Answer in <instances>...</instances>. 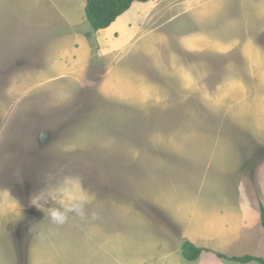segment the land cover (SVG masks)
<instances>
[{"label":"rangeland","instance_id":"374dc122","mask_svg":"<svg viewBox=\"0 0 264 264\" xmlns=\"http://www.w3.org/2000/svg\"><path fill=\"white\" fill-rule=\"evenodd\" d=\"M52 1L0 0V189L15 195L23 222L14 264H31L26 248L33 244V229L42 254L36 264H241L215 253L264 259L261 222L255 228L246 223L236 227L239 237L232 243L218 242L191 225L186 212H193L200 199L192 195L197 190H190L196 182L190 175L183 178L185 167L175 165L174 172H167L166 157L157 165L152 148L156 142L175 143L180 153L188 141L203 138L241 145V205L258 211L264 201V34L257 38L260 31L253 27L252 38L259 42L261 54L254 55L253 63L241 58L238 70L254 84L245 79L243 87L219 86L224 78L217 69L220 64L211 62L208 71L196 69L194 78L193 71H183L190 75L184 82L180 76L179 82L166 81L171 84L163 78L158 97L155 87L139 86L141 80H135L146 62H152L143 58V48L118 52L111 48L116 43L100 42L91 33L86 55L77 59L71 49L77 48V35L90 30L88 23L74 10L76 22H68L72 29L69 25L63 29L67 24L59 22L58 6ZM59 7L71 11L73 6ZM68 14L72 19V11ZM242 15L253 18L255 10L244 8ZM66 44L71 56L63 51ZM239 55L228 59L238 60ZM107 72L111 74L105 76ZM124 73L118 94L125 93L126 98L115 100L111 98L115 76ZM129 73L134 74L132 79ZM187 112L191 117L208 116L209 126L210 120L218 125L224 120L227 130L191 135L184 128L191 120ZM66 175L81 178L95 199L86 207L85 219L72 215L58 227L30 206V198ZM217 179L220 185V173ZM193 238L210 254L187 262L180 250Z\"/></svg>","mask_w":264,"mask_h":264},{"label":"crops","instance_id":"0c3cea01","mask_svg":"<svg viewBox=\"0 0 264 264\" xmlns=\"http://www.w3.org/2000/svg\"><path fill=\"white\" fill-rule=\"evenodd\" d=\"M66 3L67 6H73L71 7L72 19L68 14V12L71 13L70 9L61 10L59 7V5ZM50 4L53 7L58 6L55 9L58 10L57 13L61 16L59 22L67 24L64 26L66 28L61 26L60 29L66 30L69 25L68 22L74 23L73 16L76 13L74 10L78 11V19H85L86 0H53ZM244 8H254V17L244 18V15H242ZM85 22H87L86 19ZM253 27L260 31L257 38L260 37L261 33L264 34V0H150L146 3H133L131 8L109 28L92 33L100 42L116 43L112 44L111 48L115 49L117 47L118 52L126 51L134 46L143 48L145 53L140 49L142 55L146 54L143 55V58H148L152 62H146L139 75L135 76V80H141L139 86L155 87L154 89L159 97L161 91L159 89L167 80L174 79L179 82L180 76V79L184 82V79L189 78L190 75H184L183 71L189 70L193 71L191 74L194 78L196 69L208 71L211 69V62L220 64L217 69L224 78L217 83L219 86L241 85L243 87L247 84L245 79L249 84H254L253 78L250 79L249 75L239 74L238 71L242 68L241 58L245 61L251 60L253 63L254 55L261 54L262 50L259 42L255 44L252 38ZM70 28L72 29V26ZM88 32H91V28ZM67 37L65 36L66 43ZM87 40L86 35H77V48L71 49L77 59L86 55ZM63 48V51L71 56V50H69L67 44ZM238 53L240 54L238 60L228 59L229 55L238 56ZM184 56L189 59L187 62L184 60ZM145 68L149 69V73H142ZM115 69L113 67V70ZM229 70L237 72L231 74ZM168 71L169 74H167ZM109 74L111 72H107L105 76ZM257 74L252 72V76ZM126 75L124 73V75L115 76L114 93H112L111 98L115 100L126 98L125 93L118 94V92H122L119 91V86L125 82ZM209 75L207 76L209 77ZM158 76L159 80L156 82ZM133 77L134 74L129 73V78L132 79ZM163 78H165L164 83H162ZM166 83L171 84V82ZM158 99L163 101L162 97ZM218 100L220 99L218 98ZM187 114V117L191 120L190 124L184 128L191 135H204L210 129L216 134L217 131L219 133L227 128L224 127V125L227 126L224 120L220 121V126L217 122L214 123L210 120L211 126H209L208 116L193 117L192 115L191 117L188 112ZM201 123L204 124V127H201ZM152 145V148L156 151L155 160L157 165L162 157H166L170 162L167 172H174L176 168L174 170L172 168L175 165L176 167H185L186 175L183 178L185 179L190 175L191 180L196 182V185L190 190L191 192L197 190L192 195L200 199L197 200L193 212H186L189 217L188 222L191 225L195 223V226L204 235L218 239V242L223 240L227 243H232L233 240L239 237L236 227L242 226L244 228L245 223L249 224L250 227H257V224L260 223L259 206L260 204L264 205V201L259 203L258 211L249 207V209H244L241 205L243 195L241 187H243L242 183L244 181L241 170L244 150L241 145L238 144L237 147L234 144L235 147H232V145H228L219 138L214 140L213 143H209L203 138V140L195 143L188 141L186 150L181 148L180 153L179 145L175 143L160 145L156 142ZM228 147L231 151L229 153H227ZM147 148L149 149L148 146ZM161 150H164L163 154L160 152ZM226 158V163L220 165ZM227 162L230 163V166L226 167ZM218 173L223 177L220 185L217 179ZM170 176L173 177L172 179L177 178L176 175ZM262 197L264 198V187ZM21 215L19 202L15 195L9 190L0 189V264H14L15 259L18 258L20 228L23 227ZM181 220L184 221L185 218L182 217ZM27 229L32 230L30 227H27ZM32 233L35 239L34 229ZM258 234L262 236L261 232ZM34 239L33 244H29V247L26 248L27 255H30L31 264L40 263L39 257L42 255L40 253L41 247L37 246L36 248ZM185 241L191 242L198 248L206 249L197 246L195 238ZM200 242H204V240L200 238ZM205 254L210 253L203 252L199 258ZM31 255L33 258H31ZM43 257H46L45 253ZM249 264L259 263L252 262Z\"/></svg>","mask_w":264,"mask_h":264},{"label":"clouds","instance_id":"9594fccd","mask_svg":"<svg viewBox=\"0 0 264 264\" xmlns=\"http://www.w3.org/2000/svg\"><path fill=\"white\" fill-rule=\"evenodd\" d=\"M95 199L94 194L83 187L81 178L64 176L56 185L41 189L30 198V206L44 213L56 226H63L72 215L86 218V207ZM56 206L45 207L49 203Z\"/></svg>","mask_w":264,"mask_h":264},{"label":"trees","instance_id":"16d2710c","mask_svg":"<svg viewBox=\"0 0 264 264\" xmlns=\"http://www.w3.org/2000/svg\"><path fill=\"white\" fill-rule=\"evenodd\" d=\"M149 1L150 0H86L84 9L85 19L91 28V32H88L86 36L89 37L92 32H98L109 28L120 16L131 8L133 3H146ZM259 211L260 222L264 228V206L262 204L259 206ZM203 252H208V250L198 248L188 241H184L181 246V254L184 260L188 262L196 261ZM215 255L219 259L241 264H249L252 262L264 264V259L250 255L232 257L225 256L221 253H215Z\"/></svg>","mask_w":264,"mask_h":264}]
</instances>
